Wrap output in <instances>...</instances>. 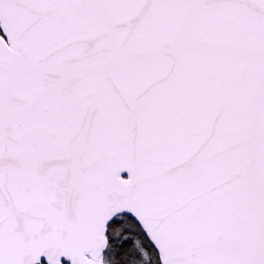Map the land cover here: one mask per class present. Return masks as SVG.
Returning a JSON list of instances; mask_svg holds the SVG:
<instances>
[{
  "label": "water",
  "instance_id": "1",
  "mask_svg": "<svg viewBox=\"0 0 264 264\" xmlns=\"http://www.w3.org/2000/svg\"><path fill=\"white\" fill-rule=\"evenodd\" d=\"M0 264H95L128 215L161 264H264V0H0Z\"/></svg>",
  "mask_w": 264,
  "mask_h": 264
},
{
  "label": "trees",
  "instance_id": "2",
  "mask_svg": "<svg viewBox=\"0 0 264 264\" xmlns=\"http://www.w3.org/2000/svg\"><path fill=\"white\" fill-rule=\"evenodd\" d=\"M107 239L108 247L100 256L104 264H161L159 254L139 224L128 215L111 220Z\"/></svg>",
  "mask_w": 264,
  "mask_h": 264
},
{
  "label": "rangeland",
  "instance_id": "3",
  "mask_svg": "<svg viewBox=\"0 0 264 264\" xmlns=\"http://www.w3.org/2000/svg\"><path fill=\"white\" fill-rule=\"evenodd\" d=\"M1 35H3V33H0ZM95 264H104L102 259L99 257L96 261Z\"/></svg>",
  "mask_w": 264,
  "mask_h": 264
}]
</instances>
